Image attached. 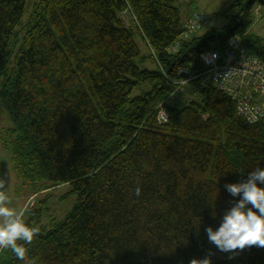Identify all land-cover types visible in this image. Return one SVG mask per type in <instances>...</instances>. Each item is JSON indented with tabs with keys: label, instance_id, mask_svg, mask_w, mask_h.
Wrapping results in <instances>:
<instances>
[{
	"label": "trees",
	"instance_id": "16d2710c",
	"mask_svg": "<svg viewBox=\"0 0 264 264\" xmlns=\"http://www.w3.org/2000/svg\"><path fill=\"white\" fill-rule=\"evenodd\" d=\"M27 1L0 0V102L12 123L0 139L18 178L34 190L69 184L76 202L48 229L31 206L24 221L39 232L26 260L0 249V264H264V247L230 254L207 238L238 199L225 184L264 167V124L237 114L200 59L239 37L264 62L248 32L261 3L232 1L221 29L170 51L185 20L173 0H33L23 23ZM189 77L196 98L166 103Z\"/></svg>",
	"mask_w": 264,
	"mask_h": 264
},
{
	"label": "rangeland",
	"instance_id": "374dc122",
	"mask_svg": "<svg viewBox=\"0 0 264 264\" xmlns=\"http://www.w3.org/2000/svg\"><path fill=\"white\" fill-rule=\"evenodd\" d=\"M232 1L234 0H175L174 4L179 7L183 20L188 17H185L184 15L191 14L194 8L201 10L208 15V19L201 24L200 28L195 33V35H202L211 28L221 29L225 25L226 17L223 16V10ZM32 2L33 0H28L26 3V11L22 19L23 23L29 18ZM229 13L231 14L233 11ZM123 19L128 23L129 17L126 14H124ZM248 32L251 37L260 40L264 44V5L261 4L259 15L253 17V22L249 27ZM133 38L138 46L140 55H149V47L136 32H134ZM142 67L153 69L156 65L151 59H147L146 62L142 64ZM147 88L148 86L144 85L141 89L136 90L135 93H139L141 90ZM191 88L192 86L187 84L183 89L175 90L174 95L168 97L165 102H172L174 105L180 106L189 99H195V94L190 92L192 90ZM11 126L12 123L9 115L0 102V138L5 130ZM0 163L2 165V171L0 172V194L7 197V202L4 206L16 210L24 209V220L27 219V210L31 206L44 207L40 225L42 229H48L52 227L54 223L61 221L75 204L76 195L70 193L71 186L69 184H60L51 188L43 189L44 187L49 186L48 184H45L42 189L34 190L30 183L18 178L10 155L2 146L1 139Z\"/></svg>",
	"mask_w": 264,
	"mask_h": 264
},
{
	"label": "clouds",
	"instance_id": "9594fccd",
	"mask_svg": "<svg viewBox=\"0 0 264 264\" xmlns=\"http://www.w3.org/2000/svg\"><path fill=\"white\" fill-rule=\"evenodd\" d=\"M225 189L238 199L223 213L215 228H205L208 240L218 250L230 254L246 246L264 247V167L249 170L246 179L226 183ZM6 202L7 197L0 194V249H10L17 259L26 260L24 245L33 241L39 229L25 223L24 209L4 206ZM211 215L216 216L215 210ZM191 264H211V258L194 259Z\"/></svg>",
	"mask_w": 264,
	"mask_h": 264
},
{
	"label": "built area",
	"instance_id": "2783aa9c",
	"mask_svg": "<svg viewBox=\"0 0 264 264\" xmlns=\"http://www.w3.org/2000/svg\"><path fill=\"white\" fill-rule=\"evenodd\" d=\"M254 13L260 4H255ZM208 15L196 8L183 21L182 31L169 50L175 51L182 40L190 39ZM215 54V55H213ZM204 66L202 76L225 92L235 103L236 112L249 123L264 124V62L256 55L249 53L239 37L227 40L223 51L210 49L200 54ZM182 79L177 82L175 90H180L188 82ZM159 121H166V112L159 109Z\"/></svg>",
	"mask_w": 264,
	"mask_h": 264
},
{
	"label": "water",
	"instance_id": "95a60500",
	"mask_svg": "<svg viewBox=\"0 0 264 264\" xmlns=\"http://www.w3.org/2000/svg\"><path fill=\"white\" fill-rule=\"evenodd\" d=\"M257 1L264 5V0H257Z\"/></svg>",
	"mask_w": 264,
	"mask_h": 264
},
{
	"label": "crops",
	"instance_id": "0c3cea01",
	"mask_svg": "<svg viewBox=\"0 0 264 264\" xmlns=\"http://www.w3.org/2000/svg\"><path fill=\"white\" fill-rule=\"evenodd\" d=\"M173 1H175V0H173ZM184 16L187 17V16H189V14H185Z\"/></svg>",
	"mask_w": 264,
	"mask_h": 264
},
{
	"label": "bare ground",
	"instance_id": "6f19581e",
	"mask_svg": "<svg viewBox=\"0 0 264 264\" xmlns=\"http://www.w3.org/2000/svg\"><path fill=\"white\" fill-rule=\"evenodd\" d=\"M253 14V13H252Z\"/></svg>",
	"mask_w": 264,
	"mask_h": 264
}]
</instances>
